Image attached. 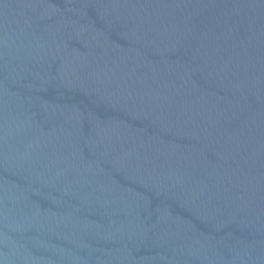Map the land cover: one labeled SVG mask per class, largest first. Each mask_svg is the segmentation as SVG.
I'll list each match as a JSON object with an SVG mask.
<instances>
[{
	"label": "water",
	"instance_id": "obj_1",
	"mask_svg": "<svg viewBox=\"0 0 264 264\" xmlns=\"http://www.w3.org/2000/svg\"><path fill=\"white\" fill-rule=\"evenodd\" d=\"M0 264H264V0H0Z\"/></svg>",
	"mask_w": 264,
	"mask_h": 264
}]
</instances>
